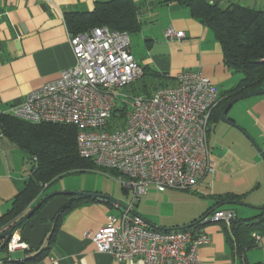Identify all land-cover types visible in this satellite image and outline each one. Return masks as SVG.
Listing matches in <instances>:
<instances>
[{
  "label": "crops",
  "instance_id": "crops-1",
  "mask_svg": "<svg viewBox=\"0 0 264 264\" xmlns=\"http://www.w3.org/2000/svg\"><path fill=\"white\" fill-rule=\"evenodd\" d=\"M108 1L111 0H0V114H7L31 92L57 80L64 70L75 66L67 14L90 13L98 3ZM133 1L139 8L140 30L129 34L131 53L150 74H167L170 79L165 85L176 86V77L181 72L201 70L220 93L240 82L242 75L225 65L223 50L214 32L194 18L187 6L176 0ZM242 1L246 2L245 6L264 9V0ZM170 28L184 32L186 37L168 41L165 33ZM243 102L240 107L237 103L233 105L226 115L236 126L222 121L223 112L211 122L208 139L216 168L214 174L205 175L188 194L173 189L159 192L150 187L140 198L134 211L150 226L161 230L183 228L215 210H231L238 218L246 219L257 216L264 208V96ZM1 140L0 153L6 156L4 162L0 161L4 164L0 172V217L11 209L28 179L20 167L7 161V138ZM123 190L126 195L130 192ZM78 191L87 192L71 187L54 193ZM47 195L50 194L43 193L32 207ZM228 195L236 198L226 200ZM93 198L82 200L62 214L56 221L49 255L31 264H144L142 259L119 263L109 254L96 251L90 235L106 225L109 215L119 214L121 205L126 203ZM162 205H175L178 210L170 215L154 211ZM227 229L222 224L201 225L199 231L208 238L199 250L202 264H264V234L259 245L240 259L229 245ZM0 251L6 253L0 255V260L9 257L14 260L13 255L17 254L15 261L20 262L35 255L29 250L9 254L2 240Z\"/></svg>",
  "mask_w": 264,
  "mask_h": 264
},
{
  "label": "built area",
  "instance_id": "built-area-1",
  "mask_svg": "<svg viewBox=\"0 0 264 264\" xmlns=\"http://www.w3.org/2000/svg\"><path fill=\"white\" fill-rule=\"evenodd\" d=\"M165 36L174 42L186 34L170 28ZM69 41L75 66L7 114L32 124L76 127L80 157L99 171L123 177L120 181L133 199L90 235L98 253L119 263L142 259L144 264H202L199 250L208 241L204 233L156 229L134 207L150 187L188 191L216 172L208 138L220 92L201 70H187L178 74L176 86L161 87L149 97L128 93L125 89L144 75L131 53L129 33L101 27L70 34ZM236 218L234 211L215 210L202 225L230 227ZM21 231H13L7 242L9 254L30 250ZM11 261L9 257L0 264Z\"/></svg>",
  "mask_w": 264,
  "mask_h": 264
},
{
  "label": "trees",
  "instance_id": "trees-1",
  "mask_svg": "<svg viewBox=\"0 0 264 264\" xmlns=\"http://www.w3.org/2000/svg\"><path fill=\"white\" fill-rule=\"evenodd\" d=\"M168 1L170 0L166 2ZM176 1L187 6L194 18L214 32L223 50L225 65L242 75L240 82L234 88L220 93L219 103L212 112L211 127L212 120L216 119V115H220L232 100L264 89V9L231 2L222 5L221 0ZM138 10L133 0H111L98 3L95 10L90 13L67 14L66 22L73 35L101 27L133 34L140 30ZM145 77L158 84L156 90L159 89L158 86L166 87L165 82L170 79L167 74L154 75L144 69V75L140 80ZM134 84L131 86V93L137 95L138 91ZM143 87L147 89L146 84ZM149 96L151 95L148 94ZM121 116L124 117V113ZM77 132V128L71 125L32 124L8 114H0V133L22 150L26 154L28 163L32 165L31 174L14 198L11 209L0 217V236L12 229L31 210L33 203L42 196L44 190L58 179L97 168L92 161L80 157L77 149ZM34 158L36 161L33 160ZM110 172L120 175L116 171ZM124 189L127 192L125 187ZM93 197H75L57 216L55 226L48 234V243L37 252L29 250L35 253L34 256L20 262L12 260L9 264H31L44 260L54 243L56 221L58 222L62 214L75 204L85 199H95ZM234 198L236 196L228 195L226 200ZM209 214H205L186 227L175 229L192 230L197 233L203 219ZM224 226L227 229L226 225ZM226 232L233 253L242 259L249 249L259 245V238L261 239V235L264 234V208H261L260 213L255 217L246 219L237 217ZM4 249L6 250V246Z\"/></svg>",
  "mask_w": 264,
  "mask_h": 264
},
{
  "label": "rangeland",
  "instance_id": "rangeland-1",
  "mask_svg": "<svg viewBox=\"0 0 264 264\" xmlns=\"http://www.w3.org/2000/svg\"><path fill=\"white\" fill-rule=\"evenodd\" d=\"M223 3L222 5L231 3H240L244 5L246 2H243L242 0H221ZM227 1L226 3H224ZM144 84H146L147 89L143 87ZM158 84L151 79H148V77L143 78L142 80H138L134 87L137 88V96H147L148 94L153 93L156 86ZM126 92L131 93V87H128L125 89ZM250 99V98H249ZM245 101V100H243ZM243 101H240L237 103V105H243ZM117 119L112 120L113 124H116ZM121 121V120H120ZM6 137L3 136L0 133V147L3 144V139ZM1 149V148H0ZM6 155L2 156V153H0V161L4 162V158ZM26 154L17 148L13 142L7 137V161H12L13 165L16 167H20V170L24 171L23 175L25 177H29L32 171V165L25 160ZM23 160L25 161L23 165ZM0 163V172H3L4 164ZM121 178H123L121 175H114L112 172H104L99 171L97 168L87 170L83 173H77V174H70L66 175L60 179H58L56 182H54L52 185H50L48 188L44 190L43 193L45 194H53L54 192H57L60 188H81L86 190L87 192L78 191L77 193H85V194H94V195H100V196H107L111 199H114L116 201L124 202L128 204L133 199V193L130 191L127 195L124 192V187L121 183ZM179 193L188 194L189 191H182ZM143 197V196H142ZM141 197V198H142ZM37 205V204H36ZM33 207H31L32 209ZM176 210L175 205H162L161 208H158L154 211H156L159 214H166L170 215L174 213ZM16 230V229H15ZM14 230V231H15ZM6 255L4 251H0V255ZM17 254L13 255V259L16 260Z\"/></svg>",
  "mask_w": 264,
  "mask_h": 264
},
{
  "label": "water",
  "instance_id": "water-1",
  "mask_svg": "<svg viewBox=\"0 0 264 264\" xmlns=\"http://www.w3.org/2000/svg\"><path fill=\"white\" fill-rule=\"evenodd\" d=\"M256 96H264V89L250 92L232 100L227 105L221 115L222 121L230 125L236 126L226 118L227 112L236 103ZM251 141L254 143L252 139ZM258 150L262 151L260 148H258ZM75 196H94L104 198L112 202H117L116 200L111 199L107 196L85 193L58 192L47 195L27 214H25L12 229H9L6 233L0 236V240L3 241V248L7 245V242L10 240L13 231L17 228H21V238L23 241L28 243L29 249L31 251H39L43 246V243L47 238L48 234L52 231L54 221L56 220L57 216L71 204ZM121 207L124 208L125 205H121Z\"/></svg>",
  "mask_w": 264,
  "mask_h": 264
}]
</instances>
